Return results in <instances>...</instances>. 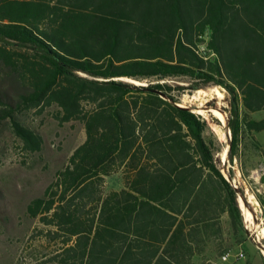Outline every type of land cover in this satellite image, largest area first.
<instances>
[{"label": "trees", "instance_id": "trees-1", "mask_svg": "<svg viewBox=\"0 0 264 264\" xmlns=\"http://www.w3.org/2000/svg\"><path fill=\"white\" fill-rule=\"evenodd\" d=\"M0 61V123L26 147L41 141L16 121L25 109L55 106L59 122L84 128L26 208L51 246L39 264H197L209 246L225 253L224 214L241 236L238 191L204 139L208 123L165 81L229 93L232 164L243 137L256 143L264 130V117L240 116L264 112V0H0ZM118 172L123 187L106 190Z\"/></svg>", "mask_w": 264, "mask_h": 264}, {"label": "rangeland", "instance_id": "rangeland-1", "mask_svg": "<svg viewBox=\"0 0 264 264\" xmlns=\"http://www.w3.org/2000/svg\"><path fill=\"white\" fill-rule=\"evenodd\" d=\"M50 1L56 2V0ZM4 70L5 67L0 61V88L7 86ZM165 82L175 87L173 95L178 104L188 107L193 112L196 107L206 110L214 105V100L204 97L203 91L215 86H208L199 91H180L176 86L188 85V79L172 78ZM137 83L145 85L146 81ZM225 111L227 116L230 115L231 103L228 92ZM246 115L248 119L259 120L264 117V112L251 114L240 108L241 118H245ZM200 116L208 123L203 132L204 139L218 148V151H215L217 166L223 175L229 178L231 185L236 187L239 206L241 198L246 204L243 207L251 213L260 228L264 229V183L261 181L264 173V130L252 133L256 143L249 136L243 137L239 143L237 157L233 159L232 164L228 153L225 168L218 157L222 146L225 145L221 144V136L224 132L209 115L200 114ZM15 119L38 136L41 144L38 150L26 147L16 135L9 119L0 123V264H39L49 253L51 246L39 235L43 225L38 218H32L27 214V205L33 199L42 197L47 186L54 180L56 172L67 165L73 150L84 141L85 134L83 124L79 120L59 122L55 106L42 105L25 109L17 113ZM224 142L229 148L231 141L227 138ZM120 179V174L107 177L106 190L121 187ZM246 190L252 198L246 195ZM240 210L242 234L236 239L228 230L226 241L227 253L242 252L243 257L236 261L220 260L216 263L264 264V239L259 229L250 228L251 226L245 221L241 206ZM199 263L197 261V264Z\"/></svg>", "mask_w": 264, "mask_h": 264}, {"label": "bare ground", "instance_id": "bare-ground-1", "mask_svg": "<svg viewBox=\"0 0 264 264\" xmlns=\"http://www.w3.org/2000/svg\"><path fill=\"white\" fill-rule=\"evenodd\" d=\"M203 96L210 100H214V105L211 108L208 107L209 109L206 110L202 109V107H196L197 109H195L194 112L198 114L209 115L212 119L215 118L216 122L220 125L221 130L224 132V134L221 136V144H225V145L222 146L221 151L218 153L220 163H223L226 161L228 156L227 153L228 145L224 141L227 138L229 139V134H230V131L227 127V113L225 111V108L227 106V92L222 87L215 86L209 89L208 91H203ZM245 192L248 197L252 198V195L247 190ZM240 206L242 208L245 221L251 226L250 228H253L255 230L259 229L260 234L264 239V229H261L259 224L255 222V219L252 217L251 213L243 207L241 201H240ZM258 238H260L259 235Z\"/></svg>", "mask_w": 264, "mask_h": 264}, {"label": "crops", "instance_id": "crops-1", "mask_svg": "<svg viewBox=\"0 0 264 264\" xmlns=\"http://www.w3.org/2000/svg\"><path fill=\"white\" fill-rule=\"evenodd\" d=\"M115 174H120V180H121V187H118V188H113V189H110V190H119L123 187V182H122V175H121V172H118V173H115ZM109 177V176H108ZM225 177V176H224ZM107 178V177H106ZM231 184V183H230ZM221 221L223 223V226H224V244L227 246V241H226V237H227V233H228V230H230V226H229V218H228V215L227 214H224L222 215L221 217ZM224 254H227V248H226V251ZM223 254V255H224ZM230 254V253H229ZM222 255V256H223ZM216 257L213 250L211 249V247L209 246L208 249H207V252L204 254V255H200V256H196L194 258V261L197 262H202V261H206V260H212L214 262H217V261H220L221 260V257Z\"/></svg>", "mask_w": 264, "mask_h": 264}, {"label": "built area", "instance_id": "built-area-1", "mask_svg": "<svg viewBox=\"0 0 264 264\" xmlns=\"http://www.w3.org/2000/svg\"><path fill=\"white\" fill-rule=\"evenodd\" d=\"M242 257H243V253L242 252H237L235 254H229V253H227V254H224L221 257V260L226 262V261H231L233 259V260L236 261V260H238V259H240Z\"/></svg>", "mask_w": 264, "mask_h": 264}, {"label": "water", "instance_id": "water-1", "mask_svg": "<svg viewBox=\"0 0 264 264\" xmlns=\"http://www.w3.org/2000/svg\"><path fill=\"white\" fill-rule=\"evenodd\" d=\"M129 81V80H128ZM129 82H131V83H133V84H136V85H141V84H138V83H136V82H134V81H129ZM224 89V88H223ZM225 90V89H224ZM192 111V110H191ZM193 112V111H192ZM193 113H195V112H193ZM197 114V113H196ZM200 115V114H199ZM230 118V115H228L227 116V119H229ZM213 121H216V119L215 118H213ZM230 131V130H229ZM229 140L231 141V132H230V134H229ZM229 149H230V145H229V148H228V152L227 153H229ZM227 161H228V158L226 159V161L225 162H223V164H224V167L226 168L227 167ZM226 178V177H225ZM228 181H229V178L227 177L226 178ZM234 188H236V187H234ZM240 200H241V202H242V204H243V206H246V204H245V202L240 198ZM240 207V206H239Z\"/></svg>", "mask_w": 264, "mask_h": 264}]
</instances>
